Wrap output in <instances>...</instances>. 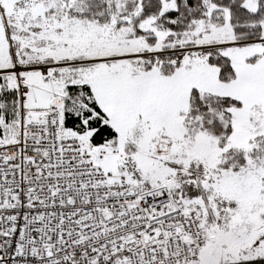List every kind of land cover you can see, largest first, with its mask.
I'll use <instances>...</instances> for the list:
<instances>
[{
	"label": "snow or ice",
	"instance_id": "6c2138e0",
	"mask_svg": "<svg viewBox=\"0 0 264 264\" xmlns=\"http://www.w3.org/2000/svg\"><path fill=\"white\" fill-rule=\"evenodd\" d=\"M0 264H264V0H0Z\"/></svg>",
	"mask_w": 264,
	"mask_h": 264
}]
</instances>
